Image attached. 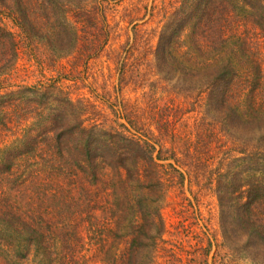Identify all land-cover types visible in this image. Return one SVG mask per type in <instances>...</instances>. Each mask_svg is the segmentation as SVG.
I'll return each instance as SVG.
<instances>
[{"label":"rangeland","instance_id":"obj_1","mask_svg":"<svg viewBox=\"0 0 264 264\" xmlns=\"http://www.w3.org/2000/svg\"><path fill=\"white\" fill-rule=\"evenodd\" d=\"M34 1V17L30 0L18 4L32 23L29 34L16 24L13 10L2 13L0 6V26L10 31L16 50L12 59L9 43L0 36V89L32 85L45 87L51 97L66 95L74 102L72 109L66 106L67 123H123L141 138L173 148L175 160L160 163H174L183 180L162 168L161 184L151 190L148 179L137 178L129 165L121 171L106 167L93 184L73 163L77 153L72 142L71 150L57 157L54 166L61 171L50 168L42 145V156L16 158L13 173L0 176V264H119L125 261L127 234L130 223L139 219V206L155 217L151 229L158 233L147 264H197L199 257L211 264L223 235L216 179L225 188L229 171L237 173L236 182L249 178L236 155L244 144H256L258 131L232 126L204 93H197L203 83L197 78L204 66L226 59L244 73L261 58L264 72L260 30L247 20L237 30L239 36H228L226 44L200 46L187 30L182 34L187 52L158 67L152 51L161 26L159 0ZM235 2L229 0L226 6ZM5 5L18 7L9 0ZM81 7L89 9L88 15L80 14ZM235 12L238 18L249 17L242 8ZM95 36L97 41L90 42ZM51 97L42 106L17 102L0 115V154L50 125L56 109L46 107L57 106ZM246 102L243 98L239 103ZM88 210L93 227L86 221ZM258 213H264V206ZM104 223L115 233L95 228ZM29 229H36L31 238L26 237ZM246 235L242 230L231 233L223 252L231 264H264V240ZM208 241L211 249L204 254ZM17 248L26 253L25 259L15 256ZM146 254L144 249L140 264H145Z\"/></svg>","mask_w":264,"mask_h":264},{"label":"trees","instance_id":"obj_2","mask_svg":"<svg viewBox=\"0 0 264 264\" xmlns=\"http://www.w3.org/2000/svg\"><path fill=\"white\" fill-rule=\"evenodd\" d=\"M9 1L18 7L15 9L7 8L5 0H0V6L3 7L1 12L3 13L4 9L8 12L13 10L16 24L27 33L28 29L32 28V23L27 18L28 14L25 7H19V0ZM228 1L159 0V10L162 12H160L161 26L154 36L156 41L152 51L153 60L158 64V67L171 60H176L175 54H180L185 47L186 42L182 34L187 30V33L192 34L193 40L199 46L202 42L206 44L217 41L219 44H226V38L232 35L239 36L238 33L236 34L237 30L242 26L244 27L249 20L264 37V0H236L233 5L226 6ZM29 8L34 17L38 8L34 0H30ZM236 8H242L249 15L248 19L238 18L235 12ZM81 13L87 14L89 9L81 7ZM7 14L9 15V13ZM0 36L9 43V52L11 58H14L16 50L10 31H6L0 26ZM243 39L246 42L239 43L240 47L244 42L249 45V40L245 37ZM89 41H97V36L94 40ZM196 48L200 50L198 46ZM184 52H187V49L182 51V53ZM198 78L197 81L203 80V83L197 93H204L208 103L214 105L217 111L223 112L229 118V122L233 123L232 126L240 125L244 131L251 130L254 126L258 131L254 140L256 144L251 141L246 145L244 144L241 153L236 155L241 158L245 170L250 173L249 178L243 182H236L237 173L229 171L231 176L230 180L228 179V186L226 183L225 188L221 187L218 179H216L215 190L223 235H221L222 240L216 243L211 264H231L230 256L223 252V248L227 247L225 240L231 241V233H238V230H242L247 234L246 236L264 240V213H258L259 207L264 206L263 62L261 58H258L254 60V63H250L244 73H240L229 59L223 62L215 60L210 67L204 66V71ZM48 92L45 87L32 85L8 87L3 91L0 89V115L6 113L9 107H16L17 102L18 104L32 102L37 106H42L48 101V97H51ZM51 98L57 102V106L52 107L48 103L46 107L47 109H56V113L50 117V125L43 131L29 133L21 141L19 147L6 150L5 154H0V176L13 173L17 163L16 158L35 154L42 156V151L39 149L42 145L47 150V159L51 163L50 168L61 171L54 166L58 165L56 163L57 157H64L66 151L71 150L72 147L68 148V145L72 142V149L77 153V158L73 160V163L76 164L77 169L79 168L91 177L93 184L98 180L99 175L102 177L101 175L106 174L103 173L106 167H117L118 171H121L128 170L129 165L138 173L137 178L145 176L148 179L147 186L151 190L161 184L159 172L162 168L168 172L177 173L180 181L183 180L182 171L177 169L174 163H160L164 160H175L176 155L173 148L168 149L161 142L158 143L159 141L141 138L125 127L123 123L104 125L103 123L92 122L91 125L84 126L81 124L82 121L76 119L67 123L66 106L72 109L74 102L64 94H55ZM243 98H247V102L242 107L239 102ZM36 114L38 113L36 112ZM68 138L71 139L69 143L66 142ZM167 152L169 154L165 155L164 153ZM254 172H258V175L256 176ZM89 212V210L86 211V221L88 225L93 227L95 222H92ZM138 217L139 219L135 218L130 223V232L127 234L130 236L128 248L123 253L125 254V261L119 264H140L139 260L144 249H147L145 264L151 257L150 252H152L158 236V233L156 234L151 229L155 224V217L140 206L138 207ZM95 228L103 231L106 229L110 233H115L112 232L107 223L101 225L100 228L96 226ZM32 230L27 231L29 234L26 237L34 236L36 229ZM210 249L211 243L208 241L203 253L207 254ZM15 254L19 259L26 258V253L18 248ZM195 260L197 264H207L205 257H199Z\"/></svg>","mask_w":264,"mask_h":264}]
</instances>
